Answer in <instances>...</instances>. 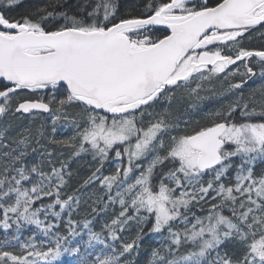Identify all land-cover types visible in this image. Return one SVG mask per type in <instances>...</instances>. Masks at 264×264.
Returning <instances> with one entry per match:
<instances>
[{
    "label": "snow or ice",
    "instance_id": "obj_1",
    "mask_svg": "<svg viewBox=\"0 0 264 264\" xmlns=\"http://www.w3.org/2000/svg\"><path fill=\"white\" fill-rule=\"evenodd\" d=\"M0 264H264V0H0Z\"/></svg>",
    "mask_w": 264,
    "mask_h": 264
},
{
    "label": "flooded vegetation",
    "instance_id": "obj_2",
    "mask_svg": "<svg viewBox=\"0 0 264 264\" xmlns=\"http://www.w3.org/2000/svg\"><path fill=\"white\" fill-rule=\"evenodd\" d=\"M259 83H260V82L257 81V83H255V84H249V85L247 86V88H246V94H247V92L250 91L251 89H253V88H257V87L259 86ZM205 103H206L207 105L214 104V102H212V101H206ZM216 106H218V105L215 104L214 107H216Z\"/></svg>",
    "mask_w": 264,
    "mask_h": 264
},
{
    "label": "trees",
    "instance_id": "obj_3",
    "mask_svg": "<svg viewBox=\"0 0 264 264\" xmlns=\"http://www.w3.org/2000/svg\"><path fill=\"white\" fill-rule=\"evenodd\" d=\"M194 119H196V117H194ZM85 167H86V164H85Z\"/></svg>",
    "mask_w": 264,
    "mask_h": 264
}]
</instances>
